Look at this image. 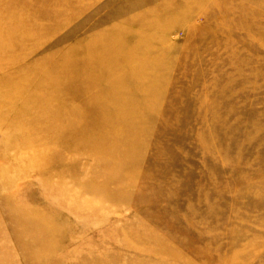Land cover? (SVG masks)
<instances>
[{
	"label": "rangeland",
	"instance_id": "obj_1",
	"mask_svg": "<svg viewBox=\"0 0 264 264\" xmlns=\"http://www.w3.org/2000/svg\"><path fill=\"white\" fill-rule=\"evenodd\" d=\"M0 264H264V0H0Z\"/></svg>",
	"mask_w": 264,
	"mask_h": 264
},
{
	"label": "bare ground",
	"instance_id": "obj_2",
	"mask_svg": "<svg viewBox=\"0 0 264 264\" xmlns=\"http://www.w3.org/2000/svg\"><path fill=\"white\" fill-rule=\"evenodd\" d=\"M119 31V29H118ZM121 33V32H120ZM141 37H139L138 39L135 38H131L130 41L127 40V38L125 36H123V34L121 33L118 37H116V39L120 40L121 43H123V47L120 49L119 54H118V60L121 59V61H123L124 63V70L128 69V70H141L143 69L144 71H146L147 69L151 68L152 73L151 76L146 78L148 80V84L152 83L156 76L154 75V69L156 67H158V64H160L161 60L159 59V56H157L155 59H152L151 56L149 55H145L142 57H137L136 53L139 52V47H143V41L140 39ZM117 40V41H118ZM147 66V69H144V67ZM157 69V68H156ZM143 81H145L144 79L139 78L136 82L137 87L140 88L141 84L143 83ZM159 96V95H158ZM142 112V111H141ZM134 114V113H133ZM118 118H124V119H118L119 122L120 121H124L126 119V117H118ZM119 127L114 128V131L111 132V134H116L117 131H119ZM110 132V131H109Z\"/></svg>",
	"mask_w": 264,
	"mask_h": 264
}]
</instances>
